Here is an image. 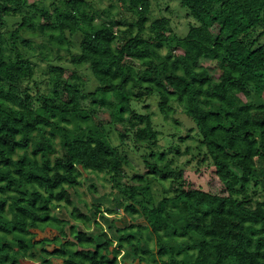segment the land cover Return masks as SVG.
I'll return each instance as SVG.
<instances>
[{
  "label": "trees",
  "instance_id": "obj_1",
  "mask_svg": "<svg viewBox=\"0 0 264 264\" xmlns=\"http://www.w3.org/2000/svg\"><path fill=\"white\" fill-rule=\"evenodd\" d=\"M107 1L0 0V264H264V119L243 111L264 108V0H177L182 32L168 0ZM84 172L112 190L83 207Z\"/></svg>",
  "mask_w": 264,
  "mask_h": 264
},
{
  "label": "rangeland",
  "instance_id": "obj_2",
  "mask_svg": "<svg viewBox=\"0 0 264 264\" xmlns=\"http://www.w3.org/2000/svg\"><path fill=\"white\" fill-rule=\"evenodd\" d=\"M48 2H50L51 0H46ZM169 1V9L166 10V14H168L171 17L172 23L174 26H178L177 30L179 31H183V26H184V16L182 14H178L177 11L175 9H173V5L177 2V0H168ZM94 4L96 5V7H98L99 9H104L107 7L108 5V1H102V0H94ZM115 7L113 8V11H117L118 6L114 5ZM53 5H52V9H53ZM153 11L156 15H158L160 13L159 8L157 6H153ZM164 51V48H163ZM217 62L213 61V60H209L207 61V65L209 66L211 72H217L218 68H217ZM69 72V70L67 71ZM43 85L45 86V83H43ZM34 91V90H33ZM150 111H153L154 113V118H155V122L157 125H161L162 123V118H160L159 112L156 109V102L155 101H151L150 102V106H149ZM244 112H248L251 116H253L256 119H264V108H258L257 106L254 107H248V108H244L243 109ZM115 112V109H114ZM112 115V114H111ZM102 117H109L111 120L109 123H106L105 125H103L105 131L108 134L109 139L111 140V142L114 145H119L121 142L120 136H119V130H120V126L125 124V121L121 118H119V116H117V114H113L112 116H109L108 114H102ZM183 115L180 116L179 118V126L181 128V130L183 131V135L190 132L191 134L195 132V127H194V123L191 121V119L188 116H185L186 119H183ZM171 121H173V117L169 118ZM165 129H167L165 127ZM164 132H168V130H164ZM167 135V134H166ZM179 133L175 135V139H179ZM190 140V139H188ZM187 140V141H188ZM188 143L192 144L194 143V141H188ZM196 143V142H195ZM186 145V142H184L183 146ZM129 158L131 159V161L135 164L136 168H140L141 171H143V165L140 162V160L138 159V155L136 153H134L132 150H128L127 151ZM191 155V151L189 153H184L182 152L181 155L179 156V163L183 164L184 167L186 169H195L198 167L202 166V169H204L203 173L199 174L198 178L199 180H203V181H208L210 183V186L212 187V183L214 182V177L211 171H207V170H212V166H208V169L206 167V163H204L203 165H198L196 164L197 158L193 159V160H189ZM183 170V169H181ZM179 169L178 174L176 175L179 176L182 174V177L185 176L186 178H190L189 174H188V170H183L181 171ZM209 172V173H208ZM88 173L84 172L83 173V180L84 183L80 184L77 186V190L75 189H71L72 191V196L74 201L78 202V204H80V206H83V203H81L78 199L79 197L84 198L87 200V202L91 205L92 201H93V195H97V194H101V192L103 193L104 191L106 192H110L112 190L111 184L112 182L109 180L108 178V174H105L104 172H99V173H95L93 175V179H89L88 181ZM173 180V176L167 177V178H160L158 177L157 179H154L151 187L152 190L154 192V195L156 196V199L161 198L163 195H166L168 193H173L174 192V182H172ZM89 182H94L96 183V189L94 190H89L88 188V184ZM77 191V192H76ZM78 193V194H77ZM119 216H122L124 214V210L120 209L118 211V213H116ZM144 219L142 217H138L137 221H143ZM38 233V235L36 236V238H41L44 235H50V234H54L56 232L55 229H52L50 227H48L45 231H41L39 229L36 230ZM49 248H53L54 245H50L48 246ZM27 263H31V264H41L40 262H31V261H27L25 260ZM124 264V263H123Z\"/></svg>",
  "mask_w": 264,
  "mask_h": 264
}]
</instances>
